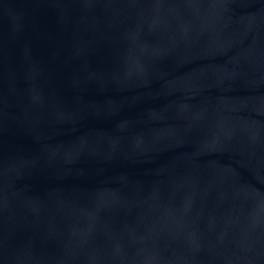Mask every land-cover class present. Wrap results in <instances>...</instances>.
<instances>
[{"label": "water", "instance_id": "95a60500", "mask_svg": "<svg viewBox=\"0 0 264 264\" xmlns=\"http://www.w3.org/2000/svg\"><path fill=\"white\" fill-rule=\"evenodd\" d=\"M0 264H264V0H0Z\"/></svg>", "mask_w": 264, "mask_h": 264}]
</instances>
